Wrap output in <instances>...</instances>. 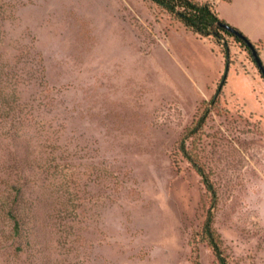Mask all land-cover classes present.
Returning a JSON list of instances; mask_svg holds the SVG:
<instances>
[{
	"label": "rangeland",
	"instance_id": "rangeland-1",
	"mask_svg": "<svg viewBox=\"0 0 264 264\" xmlns=\"http://www.w3.org/2000/svg\"><path fill=\"white\" fill-rule=\"evenodd\" d=\"M198 1L264 67V0ZM182 146L215 190L227 264H264V80L249 52L148 0H0V264H218L197 237L211 196Z\"/></svg>",
	"mask_w": 264,
	"mask_h": 264
},
{
	"label": "trees",
	"instance_id": "trees-1",
	"mask_svg": "<svg viewBox=\"0 0 264 264\" xmlns=\"http://www.w3.org/2000/svg\"><path fill=\"white\" fill-rule=\"evenodd\" d=\"M155 4L157 7L164 10L168 15L172 16L174 19L178 20L185 29L191 31L192 33L203 37L212 39L215 42H219L222 35H227L232 37L238 44L244 47L249 54L252 56L251 50L248 44L255 46L251 41L244 36L237 29L229 26L225 21L221 20L214 9V5L210 2H201L198 0H148ZM225 27L235 30L239 36L234 35L228 31ZM257 55L258 49L255 48ZM228 56V52H224V58ZM259 56V55H258ZM252 59L256 64L253 56ZM226 69H228V61H225ZM257 66V65H256ZM258 68V66H257ZM259 70V68H258ZM260 77L264 80V67L259 70ZM225 78L218 85L214 96L212 97L210 103L215 104L218 100V95L222 91ZM208 111H205L203 115L199 118L197 123L187 131L185 138H190L198 133H201L202 128L205 124ZM183 156L192 164L194 170L201 177V181L206 189V191L211 196V204L206 215L204 224L197 234V237L201 242H205L211 249L218 264H227L226 257L224 256L223 250L221 249V239L219 235L213 230V210L216 205V193L213 188L209 177L204 173L202 168L199 166L197 160L192 154H190L184 146L180 149ZM9 220L14 224V234H20V220L17 215V210L14 208L8 209L5 214Z\"/></svg>",
	"mask_w": 264,
	"mask_h": 264
},
{
	"label": "water",
	"instance_id": "water-1",
	"mask_svg": "<svg viewBox=\"0 0 264 264\" xmlns=\"http://www.w3.org/2000/svg\"><path fill=\"white\" fill-rule=\"evenodd\" d=\"M225 28L228 31H230L231 33H233L234 35L239 36V34L235 30L230 29L229 27H225ZM248 47L251 50L252 56H253V58H254V60L256 62V65L258 66L259 70L263 69L262 63H261V61L259 59V56L257 55V52H256L255 48L252 45H250V44H248Z\"/></svg>",
	"mask_w": 264,
	"mask_h": 264
}]
</instances>
